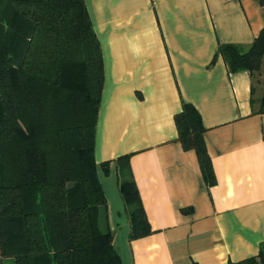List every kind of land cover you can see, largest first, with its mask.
Wrapping results in <instances>:
<instances>
[{"label":"crops","instance_id":"crops-1","mask_svg":"<svg viewBox=\"0 0 264 264\" xmlns=\"http://www.w3.org/2000/svg\"><path fill=\"white\" fill-rule=\"evenodd\" d=\"M105 82L95 159L102 226L123 264H239L264 248L261 73H232L221 44L249 46L264 29L260 0H85ZM217 56V57H216ZM260 87V89H258ZM255 95V92H254ZM191 104L206 128L207 182L175 116ZM129 155L152 233L131 239L117 159ZM109 162L105 170L102 164Z\"/></svg>","mask_w":264,"mask_h":264},{"label":"trees","instance_id":"trees-1","mask_svg":"<svg viewBox=\"0 0 264 264\" xmlns=\"http://www.w3.org/2000/svg\"><path fill=\"white\" fill-rule=\"evenodd\" d=\"M219 55L230 72L258 76L264 29L249 46L221 44ZM104 82L85 0H0V264H123L101 223L107 201L95 140ZM251 105L264 114V86L260 96L253 87ZM175 121L179 142L196 152L210 183L201 115L185 103ZM129 159L116 162L136 239L152 229ZM239 264H264V248Z\"/></svg>","mask_w":264,"mask_h":264},{"label":"rangeland","instance_id":"rangeland-1","mask_svg":"<svg viewBox=\"0 0 264 264\" xmlns=\"http://www.w3.org/2000/svg\"><path fill=\"white\" fill-rule=\"evenodd\" d=\"M5 264H14V262H13V260H11V259H7V260L5 261Z\"/></svg>","mask_w":264,"mask_h":264}]
</instances>
